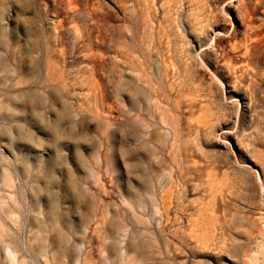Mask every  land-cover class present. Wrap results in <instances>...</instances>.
<instances>
[{"label": "rangeland", "instance_id": "rangeland-1", "mask_svg": "<svg viewBox=\"0 0 264 264\" xmlns=\"http://www.w3.org/2000/svg\"><path fill=\"white\" fill-rule=\"evenodd\" d=\"M1 1L0 264H264V0Z\"/></svg>", "mask_w": 264, "mask_h": 264}, {"label": "snow or ice", "instance_id": "snow-or-ice-1", "mask_svg": "<svg viewBox=\"0 0 264 264\" xmlns=\"http://www.w3.org/2000/svg\"><path fill=\"white\" fill-rule=\"evenodd\" d=\"M44 129H47L48 131H45L39 127L36 128V132L43 137L44 142L48 145L47 148H45L46 152L51 153L52 149H56V159L58 162H63L65 159L64 156V150L68 153V160H72V148L66 144L57 143L52 135H49V132H51L50 126H44ZM226 139L229 141L231 146L236 149L238 147L236 141L231 137L227 136ZM117 167H118V161H117Z\"/></svg>", "mask_w": 264, "mask_h": 264}, {"label": "bare ground", "instance_id": "bare-ground-1", "mask_svg": "<svg viewBox=\"0 0 264 264\" xmlns=\"http://www.w3.org/2000/svg\"><path fill=\"white\" fill-rule=\"evenodd\" d=\"M3 5V2L1 1L0 2V6ZM253 56V55H252ZM238 140V137L237 135L235 136V141L237 143V145L239 146V142L237 141ZM243 168V169H242ZM237 175H239L240 177H243L245 174L248 176L250 175V171L246 168V167H241V168H238V170L236 171ZM6 186H9V188H12L11 186V181L10 180H7L6 181Z\"/></svg>", "mask_w": 264, "mask_h": 264}]
</instances>
